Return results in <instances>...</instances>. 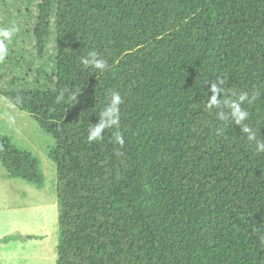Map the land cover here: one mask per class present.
Returning <instances> with one entry per match:
<instances>
[{"label":"trees","instance_id":"obj_1","mask_svg":"<svg viewBox=\"0 0 264 264\" xmlns=\"http://www.w3.org/2000/svg\"><path fill=\"white\" fill-rule=\"evenodd\" d=\"M52 33L48 83L0 74V95L54 140L56 264H264V153L206 108L212 82L218 100L247 92L264 140V0H39V56ZM92 51L103 72L82 65ZM112 91L120 125L89 143ZM0 164L43 187L37 156L1 132Z\"/></svg>","mask_w":264,"mask_h":264},{"label":"rangeland","instance_id":"obj_2","mask_svg":"<svg viewBox=\"0 0 264 264\" xmlns=\"http://www.w3.org/2000/svg\"><path fill=\"white\" fill-rule=\"evenodd\" d=\"M39 0H0V27L19 30L7 41L8 55L0 66L6 77H23L30 86L48 83L51 78L55 36L49 37L46 52L39 56L32 28ZM28 73L27 75H24ZM0 132L39 159L44 185L38 187L21 178H6L0 164V236L14 231L34 238L0 243V264H56L58 209L56 167L47 150L54 144L30 114L21 111L0 95Z\"/></svg>","mask_w":264,"mask_h":264},{"label":"clouds","instance_id":"obj_3","mask_svg":"<svg viewBox=\"0 0 264 264\" xmlns=\"http://www.w3.org/2000/svg\"><path fill=\"white\" fill-rule=\"evenodd\" d=\"M19 29L13 25L12 27H0V60H3L8 55L7 41H10L15 32ZM89 58H83L81 63L83 66L87 67L92 65L93 68L103 72L108 67V62L105 59H96L97 53L92 51ZM221 81L219 84L216 82L211 83L210 91L212 96L206 104V108L211 111L213 107L219 109L220 107H225L227 110L224 113H217V118L220 121H224L227 117H231V122L235 125L240 126L241 132L246 135L249 142L255 141L256 151L258 153H264V140L257 137V131L253 127H250L245 121L248 120L249 113L246 111L242 105L245 101L251 103L255 97H249L247 92H242L238 96H235L231 100L217 99V95L222 93ZM64 93L61 92L57 96V100H63ZM71 103L76 100V93H72L68 97ZM123 103V98L117 91H112L110 94V99L107 105L100 111L99 120L97 123L92 124L88 129L87 140L89 143L100 141L103 139V134L106 129L118 128L120 125V105ZM222 132V130H221ZM115 142L121 147L124 145L125 141L123 135L119 132L114 133ZM120 154V153H117Z\"/></svg>","mask_w":264,"mask_h":264},{"label":"crops","instance_id":"obj_4","mask_svg":"<svg viewBox=\"0 0 264 264\" xmlns=\"http://www.w3.org/2000/svg\"><path fill=\"white\" fill-rule=\"evenodd\" d=\"M1 237V236H0Z\"/></svg>","mask_w":264,"mask_h":264}]
</instances>
